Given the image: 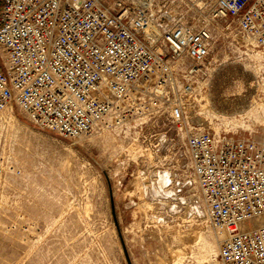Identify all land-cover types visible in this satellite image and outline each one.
<instances>
[{
  "label": "built area",
  "instance_id": "built-area-1",
  "mask_svg": "<svg viewBox=\"0 0 264 264\" xmlns=\"http://www.w3.org/2000/svg\"><path fill=\"white\" fill-rule=\"evenodd\" d=\"M194 2L201 20L186 16ZM220 29L262 59L264 82V0H0V111L16 104L37 126L72 139L128 123L154 94L152 108L166 103L183 135L221 237L218 263L264 264V129L230 138L187 116L193 78L224 42Z\"/></svg>",
  "mask_w": 264,
  "mask_h": 264
},
{
  "label": "rangeland",
  "instance_id": "rangeland-1",
  "mask_svg": "<svg viewBox=\"0 0 264 264\" xmlns=\"http://www.w3.org/2000/svg\"><path fill=\"white\" fill-rule=\"evenodd\" d=\"M194 3L186 16L201 20ZM218 33L224 42L193 78L187 116L230 138L258 137L262 59ZM154 97L128 123L72 139L37 126L16 104L0 111V264H219L221 237L183 135L166 103L152 108Z\"/></svg>",
  "mask_w": 264,
  "mask_h": 264
}]
</instances>
